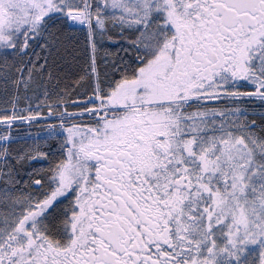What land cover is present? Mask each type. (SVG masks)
<instances>
[{
    "label": "snow or ice",
    "instance_id": "obj_1",
    "mask_svg": "<svg viewBox=\"0 0 264 264\" xmlns=\"http://www.w3.org/2000/svg\"><path fill=\"white\" fill-rule=\"evenodd\" d=\"M0 264H264V0H0Z\"/></svg>",
    "mask_w": 264,
    "mask_h": 264
}]
</instances>
